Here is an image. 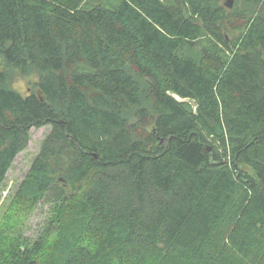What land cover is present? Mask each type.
Masks as SVG:
<instances>
[{
	"label": "trees",
	"instance_id": "obj_1",
	"mask_svg": "<svg viewBox=\"0 0 264 264\" xmlns=\"http://www.w3.org/2000/svg\"><path fill=\"white\" fill-rule=\"evenodd\" d=\"M254 4L232 42L216 0H0L1 61L39 72L23 96L0 69V186L30 129L51 127L0 224V264H46L58 242L49 264H264Z\"/></svg>",
	"mask_w": 264,
	"mask_h": 264
},
{
	"label": "rangeland",
	"instance_id": "obj_2",
	"mask_svg": "<svg viewBox=\"0 0 264 264\" xmlns=\"http://www.w3.org/2000/svg\"><path fill=\"white\" fill-rule=\"evenodd\" d=\"M227 0H216V4H220L225 10L226 15L225 25L228 29H232L231 33L226 34L228 40L235 41L239 36V31L233 29H239L238 26L243 28L245 18L242 16H249L252 14L254 8V0H232L231 7L226 6ZM259 10L257 9L254 16ZM0 69L4 70L6 74V80L3 86L11 88L21 95H27L28 93H38V70L29 68L26 73H23L20 69L9 67L3 63L0 59ZM175 96V95H174ZM176 97V96H175ZM176 99L181 100L176 97ZM50 125H44L40 128H31L29 131V138L25 147L14 158L10 169L6 174V178L0 186V224L7 223L12 218V209L10 207L11 200L17 194L24 189L23 180L26 174L30 170L37 154L39 153L42 141L50 132ZM251 173V170H249ZM63 180V175H57V179ZM71 185V184H69ZM48 214V206L40 204L39 208L33 213V215L27 220L26 234L31 235L37 232L42 226L46 216ZM62 242L52 244L47 252H45L46 264H49L52 259L59 255L62 251Z\"/></svg>",
	"mask_w": 264,
	"mask_h": 264
},
{
	"label": "water",
	"instance_id": "obj_3",
	"mask_svg": "<svg viewBox=\"0 0 264 264\" xmlns=\"http://www.w3.org/2000/svg\"><path fill=\"white\" fill-rule=\"evenodd\" d=\"M231 5H232V0H227L226 6L231 7Z\"/></svg>",
	"mask_w": 264,
	"mask_h": 264
}]
</instances>
